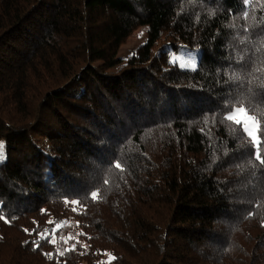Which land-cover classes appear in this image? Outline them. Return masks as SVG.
I'll list each match as a JSON object with an SVG mask.
<instances>
[{
    "label": "trees",
    "instance_id": "obj_1",
    "mask_svg": "<svg viewBox=\"0 0 264 264\" xmlns=\"http://www.w3.org/2000/svg\"><path fill=\"white\" fill-rule=\"evenodd\" d=\"M246 99L264 0H0V264H264Z\"/></svg>",
    "mask_w": 264,
    "mask_h": 264
},
{
    "label": "snow or ice",
    "instance_id": "obj_2",
    "mask_svg": "<svg viewBox=\"0 0 264 264\" xmlns=\"http://www.w3.org/2000/svg\"><path fill=\"white\" fill-rule=\"evenodd\" d=\"M185 66L195 70L196 65L191 60L185 62ZM260 108L264 110V100L259 102V104H254L252 100L246 99L240 106L235 109L229 108L230 114L224 116V120L233 122L238 126L250 139L253 148V159L258 161L261 165H264V153L261 152V147H264V135H262V124L260 118L252 115L255 108ZM2 146H0V160H3ZM117 168L120 167L119 164L116 165ZM92 197L95 198L97 193L92 192ZM75 203V201H73ZM0 218H3L0 216ZM37 243V242H34ZM103 264V262H102ZM110 264V262H109Z\"/></svg>",
    "mask_w": 264,
    "mask_h": 264
},
{
    "label": "rangeland",
    "instance_id": "obj_3",
    "mask_svg": "<svg viewBox=\"0 0 264 264\" xmlns=\"http://www.w3.org/2000/svg\"><path fill=\"white\" fill-rule=\"evenodd\" d=\"M147 28H141L134 32L126 41L125 45L120 49L119 56L125 57L131 50L136 48L139 44L145 40ZM199 51H190L182 47L166 46L162 48L157 54L158 59L163 66L168 68H190L185 66V62L191 60L197 64L199 59Z\"/></svg>",
    "mask_w": 264,
    "mask_h": 264
}]
</instances>
